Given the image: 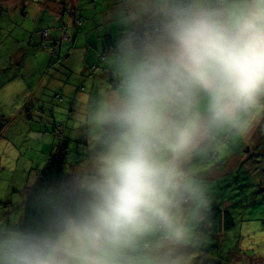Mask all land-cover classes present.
I'll return each mask as SVG.
<instances>
[{"label":"clouds","instance_id":"obj_1","mask_svg":"<svg viewBox=\"0 0 264 264\" xmlns=\"http://www.w3.org/2000/svg\"><path fill=\"white\" fill-rule=\"evenodd\" d=\"M116 15L93 153L33 181L30 221L0 220V264H193L213 199L186 162L264 135V0H121Z\"/></svg>","mask_w":264,"mask_h":264},{"label":"rangeland","instance_id":"obj_2","mask_svg":"<svg viewBox=\"0 0 264 264\" xmlns=\"http://www.w3.org/2000/svg\"><path fill=\"white\" fill-rule=\"evenodd\" d=\"M41 1L0 0V220L4 221L24 223L35 216L33 181L38 178L40 185H47L42 179L44 173L56 167L50 154L63 152L67 162L63 174L72 172L78 162L85 164L90 159L92 130L86 113L91 100L114 87L112 72L105 74L103 68L109 58L103 61L101 55L111 46L114 29L121 32L123 25L116 17L110 20L115 26H95L98 20L109 23L110 13L105 11L113 1H82L78 13L84 22L81 30L92 49L88 52L79 48L67 58L73 47L70 42L64 43L63 57L55 59L51 71L52 52L42 50L44 42L39 40L44 16L36 20V14L42 11L38 7ZM68 1L73 5L75 0ZM57 2L61 13L62 5ZM41 13L44 15V11ZM97 47L100 51H96ZM30 62L32 69L28 70ZM80 70L86 72L84 76ZM53 78L59 86L60 82L63 84L62 89L56 87L51 91ZM37 85L41 96L32 95ZM82 94L87 95L88 104L81 103ZM27 97L28 105L34 106L30 108L31 122L24 118L27 109L24 112L21 104ZM217 152L230 158L227 178L223 169H214L218 160L212 156ZM186 168L209 186L213 207L234 203L236 220L228 234L219 236V241L225 240L221 245L208 236L206 247L186 250L193 256V264H217L209 258L212 255L221 256L219 264H264V135L256 134L238 142L220 137L193 155Z\"/></svg>","mask_w":264,"mask_h":264},{"label":"trees","instance_id":"obj_3","mask_svg":"<svg viewBox=\"0 0 264 264\" xmlns=\"http://www.w3.org/2000/svg\"><path fill=\"white\" fill-rule=\"evenodd\" d=\"M92 1L94 3H96L97 1L109 3L113 0H92ZM57 4H60V7L62 5L61 13L60 14L56 13L57 16L60 15L61 17H63L65 19V22L66 21L70 22L71 19H73L74 26L75 25L78 27L81 26V28H82V26H84L83 18L78 14L79 11L82 10L81 5H79V8H78L75 5L73 6L71 4H68L69 8H66L64 1H62V3L57 2ZM112 6H113V3L107 7L105 12L109 13ZM46 10L49 11L47 8H46ZM54 17H55V15H54ZM67 22H66V25H64L61 28H58V29H61L62 35H64L61 39H59L58 41H53L51 43H48V42L46 43V40H43L44 47L42 50L47 51V52H50V51L52 52V54H51L52 59H51V62L49 64L50 71H51V66H53L55 64L54 63L55 59L58 58L59 56L63 57V55H62V54H64L63 44L70 42L66 38V36L67 35L71 36L73 24H71V27H69V23H67ZM96 24L104 26V28H108V26L106 25V23L104 21L98 20V22ZM75 31H76V29H75ZM120 33L121 32L114 31L113 34H111V38L118 37L120 35ZM42 34H43V32H42ZM61 49H62V52H61ZM111 53H112L111 48L110 47L106 48V50H104L102 55H101L102 60L106 61L111 56ZM37 61H38V59L36 58V62ZM107 64H104L103 66L106 67ZM57 98L61 100L60 95H57ZM20 99L21 98H19L18 100H20ZM27 99L21 100V102H22L21 104H22L24 112L27 109L26 112L24 113V118L26 119V121L31 122V118H32L31 117V111H32L31 109H33L34 106L32 104L28 105ZM27 106H30V107L27 108ZM25 116H27V117H25ZM231 150H232V147L230 148V151ZM212 157H215L218 160V162L215 165L216 167L214 166L215 167L214 169H217V170L223 169L222 172L224 173L225 178H227L228 177V175H227L228 171L226 169V165L228 164L227 162L229 161L230 158L229 157L227 158V154L222 155L219 152L215 153L214 156H212ZM50 158L52 159V162L55 163L56 167H54L53 169L52 168L47 169L45 171L44 178H42V179L44 182H47V184H51V183L55 182L56 180H58L61 177L62 173L64 172L65 167H67V162L65 161L64 154L61 150L59 152L57 151L55 156H53V154H50ZM82 165L83 164L81 162H78L75 165V167H72V172H70L69 174L74 173ZM42 185H44V183H42ZM233 204L234 203H232V204L231 203L230 204L225 203L224 206H222V207H219V206L212 207V210L206 215L205 219L201 222L202 225L200 226V230L198 228V230L202 233L203 236L211 237L210 239L213 242L216 241L215 244H218V245H221L225 241V240L219 241V239H218L219 236L228 234V232L236 226L235 215L233 213V206H234ZM220 257H221L220 255L219 256H216V255L209 256V258L212 261H217V264H219V262H220Z\"/></svg>","mask_w":264,"mask_h":264},{"label":"crops","instance_id":"obj_4","mask_svg":"<svg viewBox=\"0 0 264 264\" xmlns=\"http://www.w3.org/2000/svg\"><path fill=\"white\" fill-rule=\"evenodd\" d=\"M57 1L58 0H43L38 5V7L42 11H40V12H38L36 14V20L42 18L43 16H44L43 19L45 20L43 22V24H42V25H44V27L40 30L41 33L43 32V34L41 35V38L39 39L40 42L43 41V40H46V42H50L51 43L53 41H58L59 39H61L64 36V35H62L61 29H58V28H61L64 25H66L67 21L65 22V19L63 17H61L60 15L54 17V15H56V13L60 14V10L57 9L56 5H55V3ZM63 1H65L66 8H69L68 7L69 5L67 3L69 1L68 0H63ZM78 1H80L79 5H82V1L83 0H75L73 6L74 5L77 6ZM120 7H121V0H113V6H112L111 10L109 11V13H110L109 23H106V25L108 27L115 26L113 22H110V20L112 18H116L117 17L116 13H117V10ZM46 8L49 10L48 11L49 13L47 12ZM43 11H44V15H42V13H41ZM67 23H69V27H71V24H73L72 33H71V36L69 35V39H68L71 42L70 45L73 47V49H70L71 51L68 53L67 58H70L71 55L75 51H77L79 48H81V49L84 48V49H86V51L89 52L92 48H91V46L89 44V41H87V37L85 36L84 31L81 30L83 28V26L81 28V26L78 27V26L75 25L77 27L76 28L74 26L73 19H71V21L67 22ZM95 26H99V25L95 24ZM75 29H76V31H75ZM114 30L117 31L116 28ZM45 32H48L46 37L44 35ZM109 43H111V42H109ZM67 44H69V43L67 42ZM96 51H100V47H97ZM22 62H25V59H22ZM105 64H107V62ZM84 66H86V65L84 64ZM27 68H28V70L32 69V63L31 62L27 65ZM103 68L105 69V71H104L105 74H108V73L112 72L111 67H110L109 64H107L106 67L103 66ZM80 73H81L80 74L81 76H84L86 72L83 71V70H80ZM96 73H98V70L95 71V74ZM53 80L55 81V84H52V85L49 86L51 91H52V89H54L56 87H58V89H62L63 84L60 82L61 85L59 86L57 84V82H59V81L56 78H53ZM64 89H66V87H64ZM32 92H33V94H32L33 96H36V95H40L41 96L40 87L38 85L32 90ZM57 95L58 94H56V97H57ZM20 98H22V96ZM27 98H25V99H27Z\"/></svg>","mask_w":264,"mask_h":264},{"label":"built area","instance_id":"obj_5","mask_svg":"<svg viewBox=\"0 0 264 264\" xmlns=\"http://www.w3.org/2000/svg\"><path fill=\"white\" fill-rule=\"evenodd\" d=\"M48 32H45L44 35L47 36ZM67 39H69V35L66 36Z\"/></svg>","mask_w":264,"mask_h":264}]
</instances>
